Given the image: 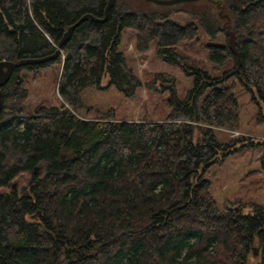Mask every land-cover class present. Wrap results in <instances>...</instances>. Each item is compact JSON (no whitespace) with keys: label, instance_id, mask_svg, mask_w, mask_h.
Returning a JSON list of instances; mask_svg holds the SVG:
<instances>
[{"label":"trees","instance_id":"trees-1","mask_svg":"<svg viewBox=\"0 0 264 264\" xmlns=\"http://www.w3.org/2000/svg\"><path fill=\"white\" fill-rule=\"evenodd\" d=\"M219 1L236 33L239 71L219 24ZM107 3L0 0V61L53 55L69 27L87 14L104 18ZM178 12L198 23L168 20ZM200 26L225 40L207 45L209 60L225 78L240 79L264 109V0L171 7L119 0L105 23L79 26L57 60L15 71L1 88L0 264H264V206L254 205L253 214L222 209L205 179L234 152L235 141L221 143L215 132L239 127L233 87L208 83L213 79L193 68L195 86L179 101L173 75L143 81L120 50L131 30L139 54L155 45L160 60L186 68L178 50L198 39ZM56 63L62 104L29 111L21 73L36 77ZM105 77L127 98L171 90L176 104L164 121H120L114 109L81 118L82 92L101 88ZM23 174L26 186L14 189Z\"/></svg>","mask_w":264,"mask_h":264},{"label":"rangeland","instance_id":"rangeland-1","mask_svg":"<svg viewBox=\"0 0 264 264\" xmlns=\"http://www.w3.org/2000/svg\"><path fill=\"white\" fill-rule=\"evenodd\" d=\"M136 2L140 4V0ZM217 11L219 13L221 10ZM228 18L230 15L224 8L219 16V24L225 30L231 22H228ZM168 20L181 26L198 23L196 17L185 12L174 13ZM221 38L217 36L213 39L200 26L198 39L179 47L178 53L188 65L186 68L160 60L156 55L155 45L146 56L139 54L135 48V35L131 30L123 32L120 50L126 54L134 71L143 81L153 80L158 73L173 75L175 95L179 101L185 100L188 92L195 86L197 75L193 73V68L201 69L213 79L208 83L217 79L218 86L233 87L240 104L239 127L237 130L216 128L215 132L221 143L235 141V147L231 148L234 152L224 157L221 164L211 165L205 172V179L211 182V193L222 209L231 206L241 209L243 214H253L254 205L264 206V121H259L260 117L264 119V109L259 107L260 104L258 106L252 93L240 79L225 78L221 70L209 60L207 45L223 44L225 40ZM60 71L61 66L56 63L36 77L26 71L21 73L26 77L25 86L29 90L26 101L29 111H34L39 106L59 107L62 104L57 91ZM204 83L205 80H202L201 84ZM82 98L84 105L76 111L81 118L89 120L101 118L110 109H114L115 118L120 121H164L176 104L171 90L152 93L143 89L138 91L135 98H127L114 86H108L107 77L103 79L101 88L84 90Z\"/></svg>","mask_w":264,"mask_h":264},{"label":"water","instance_id":"water-1","mask_svg":"<svg viewBox=\"0 0 264 264\" xmlns=\"http://www.w3.org/2000/svg\"><path fill=\"white\" fill-rule=\"evenodd\" d=\"M119 0H108L106 9H105V15L104 18H97L91 14H87L83 16L79 21H77L74 25L68 28V30L65 32L63 38L59 42L57 46L56 52L48 57L44 58H36V59H24L20 61H0V115L3 112V101H2V96H1V88L6 86L12 79L14 73L16 70L24 68L26 66L30 65H42V64H47L49 62L57 60L59 55L62 53L63 48L66 46V44L71 40L73 33L75 30L81 26L84 22H87L89 20L96 22V23H105L108 20V14L109 11L116 7L118 4ZM201 0H144V2L148 4H153L156 6L160 7H171V6H176V5H181V4H186V3H196ZM217 3V8L219 10H224L226 9L225 6L222 5V2H216ZM219 12V15L221 13ZM231 19L228 18V22H230ZM226 35L228 37V46L230 50L233 52V54L237 58V70H240L241 67V57L239 50L237 49V43H236V33L232 30V27L229 25V27L226 29Z\"/></svg>","mask_w":264,"mask_h":264},{"label":"flooded vegetation","instance_id":"flooded-vegetation-1","mask_svg":"<svg viewBox=\"0 0 264 264\" xmlns=\"http://www.w3.org/2000/svg\"><path fill=\"white\" fill-rule=\"evenodd\" d=\"M44 171H45V168H44L43 165L38 166V168L36 169V173L38 175L39 174L41 175ZM28 179H29V176L27 174L20 175L17 179H15V181L12 184V187L14 189H17V190L21 191L26 186ZM22 183H24L23 186L21 185ZM34 218H36V215H35Z\"/></svg>","mask_w":264,"mask_h":264}]
</instances>
